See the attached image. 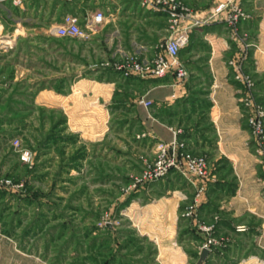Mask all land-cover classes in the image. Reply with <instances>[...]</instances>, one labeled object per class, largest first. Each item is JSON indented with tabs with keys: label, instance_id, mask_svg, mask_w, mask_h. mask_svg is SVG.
Wrapping results in <instances>:
<instances>
[{
	"label": "rangeland",
	"instance_id": "rangeland-1",
	"mask_svg": "<svg viewBox=\"0 0 264 264\" xmlns=\"http://www.w3.org/2000/svg\"><path fill=\"white\" fill-rule=\"evenodd\" d=\"M216 2L200 9L208 13ZM15 3L0 7V264H198L204 248L202 264H264L263 217H238L227 207L240 177L216 149L210 89L189 88L195 77L187 57L179 56L184 77L134 68L165 55L163 44L176 30L187 32L186 49V22L197 10L187 5L177 20L171 12L159 18L162 32L138 24L147 43L139 48L128 40V0ZM154 3L168 12L173 4ZM97 11L101 23L93 22ZM245 11L244 20L251 19ZM67 15L87 34L53 33ZM229 28L239 48L225 64L241 84L236 106L245 117L251 167L264 180V71L252 68L253 32ZM167 76L202 106L198 119L186 117L171 140H161L148 124L161 119L145 96L150 84L132 80ZM162 155L172 165L151 176ZM190 159L203 164V173Z\"/></svg>",
	"mask_w": 264,
	"mask_h": 264
},
{
	"label": "crops",
	"instance_id": "crops-1",
	"mask_svg": "<svg viewBox=\"0 0 264 264\" xmlns=\"http://www.w3.org/2000/svg\"><path fill=\"white\" fill-rule=\"evenodd\" d=\"M7 1L0 0V7L12 6L16 0H9L11 4H8ZM175 1L183 4L184 7L188 5L197 10L193 18L189 17L186 22L191 39L189 46L181 50L179 56L182 60L187 57V62L185 63V60L183 62L194 73L195 78L190 81L189 88H201L207 85L210 89L211 98L214 100L210 117L212 119L211 131L218 135L216 149L222 152L225 160L230 161L231 166L235 168V173L240 177L239 185L236 186L237 191L229 193L231 197L227 201V207L234 210L238 217L247 213L248 215L261 216L264 220V201L262 199L264 194L261 191L264 186V180L261 178L263 175H260L256 165L251 167L248 150L251 144L245 128V117L236 106L241 84L232 77L231 70L225 64L226 58L232 56L234 50H238V40L230 39L229 32L231 30L222 20V14L217 18H208V21L203 22L208 25L197 23L198 17L204 18L211 12V9L208 13L203 9L212 6V0ZM243 4L252 12V18L243 20L238 29L245 27L253 32L256 44L254 46L256 64L252 68L261 72L264 71V0H244ZM118 13V11L112 13L113 19L118 16ZM125 13L128 14V40H131L132 43L135 42L140 48L146 47L147 43L143 40L144 33L138 32L136 26L139 24L142 28V25L145 24L148 25L147 29L152 33L162 32L166 28L165 20H159V18L169 16L170 10L168 12L165 5L159 6L154 3V0H128V9ZM154 17H158V20L154 21ZM234 30L236 31L237 28L232 31ZM138 54L143 56L141 51ZM207 72L210 78L207 77ZM258 80L259 90L264 87V77L260 74ZM132 81L142 85L143 83L144 85L145 83L150 84L145 96L155 101L161 119L149 118L148 124L151 125V131L158 139L171 140L173 137L172 128L184 127L188 117L198 119L202 106L201 99L188 98L185 86L176 84L173 77ZM194 105L197 108H193ZM164 116L166 120L172 118L174 123H168V120H164ZM183 117H187L186 120L179 121ZM195 146L198 144L193 145V147ZM222 181L226 182L227 180L223 178ZM209 207L213 209L214 205L210 203ZM205 209L207 210V208ZM221 222L226 224L224 219Z\"/></svg>",
	"mask_w": 264,
	"mask_h": 264
},
{
	"label": "built area",
	"instance_id": "built-area-1",
	"mask_svg": "<svg viewBox=\"0 0 264 264\" xmlns=\"http://www.w3.org/2000/svg\"><path fill=\"white\" fill-rule=\"evenodd\" d=\"M173 2L170 7V12L172 16L179 17L181 10L184 9V6L175 2V0H170ZM244 0H217L215 6L212 8L208 16L204 18L198 17L197 23L208 21V18H217L221 14L223 15L222 20L233 29H236L240 26L241 22L248 16L245 11L243 4ZM104 13L97 11L93 16L94 23H101L104 20ZM53 33L59 36H70L78 37L84 36L87 34V31L81 28L78 23V19L75 16L67 15L63 22L57 25L52 29ZM188 42V34L184 30L175 31L171 36H169L165 43L163 44L165 49V55H161L155 59L153 65L143 66L139 62L134 64V68L139 71H150L152 75L157 77H163L171 70H174L178 77L186 76V69L179 61V54L181 48ZM146 106H149L152 102L151 100L142 101ZM24 159L29 158L28 151L23 153ZM190 166L198 173H203V164L197 159H190ZM172 163H168L162 155L157 163L156 167L151 172V176L160 177L171 166ZM1 183V182H0Z\"/></svg>",
	"mask_w": 264,
	"mask_h": 264
},
{
	"label": "water",
	"instance_id": "water-1",
	"mask_svg": "<svg viewBox=\"0 0 264 264\" xmlns=\"http://www.w3.org/2000/svg\"><path fill=\"white\" fill-rule=\"evenodd\" d=\"M209 252V249L208 248H204L201 252V256H200V259H199V262L198 264H202L203 260L206 258L207 254Z\"/></svg>",
	"mask_w": 264,
	"mask_h": 264
}]
</instances>
